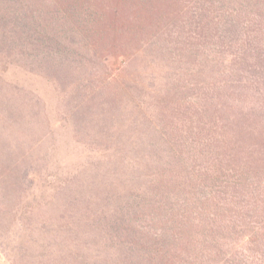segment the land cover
<instances>
[{"label":"trees","instance_id":"1","mask_svg":"<svg viewBox=\"0 0 264 264\" xmlns=\"http://www.w3.org/2000/svg\"><path fill=\"white\" fill-rule=\"evenodd\" d=\"M0 264H264V0H0Z\"/></svg>","mask_w":264,"mask_h":264},{"label":"rangeland","instance_id":"2","mask_svg":"<svg viewBox=\"0 0 264 264\" xmlns=\"http://www.w3.org/2000/svg\"><path fill=\"white\" fill-rule=\"evenodd\" d=\"M2 76L5 81L31 91L45 103L56 138L61 144L60 150L58 149V155L63 154L64 151L67 152L69 167L85 155L81 147L72 143L69 128L63 125L58 118L57 94L51 81L39 74L29 73L18 66L10 67ZM22 106L25 108L27 103H23Z\"/></svg>","mask_w":264,"mask_h":264}]
</instances>
